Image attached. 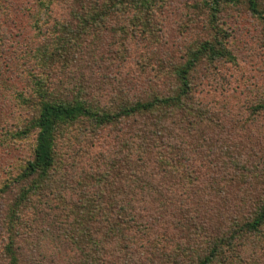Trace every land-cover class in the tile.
<instances>
[{
  "label": "trees",
  "instance_id": "16d2710c",
  "mask_svg": "<svg viewBox=\"0 0 264 264\" xmlns=\"http://www.w3.org/2000/svg\"><path fill=\"white\" fill-rule=\"evenodd\" d=\"M37 2L48 68L24 101L38 116L19 134L35 148L11 221L25 207L59 212L47 218L65 230L61 264H264V92L242 103L244 116L236 98H207L237 62L224 13L264 26V0H201L205 35L160 60L165 0ZM57 3L64 13L43 30ZM3 31L0 22V42ZM134 44L144 56L126 73ZM85 51L98 85L65 93L47 82L56 62L58 75ZM8 231L6 258L20 264Z\"/></svg>",
  "mask_w": 264,
  "mask_h": 264
},
{
  "label": "rangeland",
  "instance_id": "374dc122",
  "mask_svg": "<svg viewBox=\"0 0 264 264\" xmlns=\"http://www.w3.org/2000/svg\"><path fill=\"white\" fill-rule=\"evenodd\" d=\"M38 3L37 0H0V22L4 28L3 41L0 42V190L4 189L2 193L0 191V264H9L5 249L10 243L8 228H12L13 224L18 234L15 238L20 248V264H61L62 261H58L62 252L59 246L63 248L62 243L66 239L65 230L47 218L59 213L56 211L43 208L32 211L25 207L19 213L21 224H17L15 219L11 221L12 205L23 189L20 176L32 161L35 148L33 136L19 134L27 129L28 124H33L38 116V110L27 106L24 101L31 97L33 84L46 76L48 68L45 67V56L39 50L44 37L35 29L34 9ZM200 3L201 0H165L158 20L162 46L159 43V47H152L161 49L160 54L154 49L158 60L169 57L174 44H183L184 41L189 42L205 35L207 16L201 10L194 9ZM53 4L48 25H41L43 30L51 28L64 13L63 5ZM224 14L225 27L234 33L231 47L237 54V62L225 66L228 79L222 87L209 88L207 98L232 102L236 98L234 114L241 116L243 112L244 116L242 103L264 92V26L246 11L230 9ZM88 51L73 67L64 69L58 75L62 63L56 62L47 82L50 79L65 93L79 84L85 86L83 83L87 86L98 85L100 73L89 64ZM131 52L133 56L125 67L126 73L136 70L138 59L144 56L142 46L138 48V45H132ZM80 62L83 65L80 66ZM101 68L108 75L114 76L116 72L112 64H103ZM238 107L242 111L236 112Z\"/></svg>",
  "mask_w": 264,
  "mask_h": 264
}]
</instances>
